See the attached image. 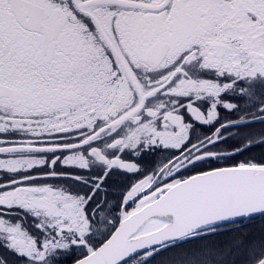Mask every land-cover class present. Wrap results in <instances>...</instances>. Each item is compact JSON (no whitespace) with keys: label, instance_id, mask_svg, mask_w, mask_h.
<instances>
[{"label":"snow or ice","instance_id":"snow-or-ice-1","mask_svg":"<svg viewBox=\"0 0 264 264\" xmlns=\"http://www.w3.org/2000/svg\"><path fill=\"white\" fill-rule=\"evenodd\" d=\"M0 264H264V0H0Z\"/></svg>","mask_w":264,"mask_h":264}]
</instances>
